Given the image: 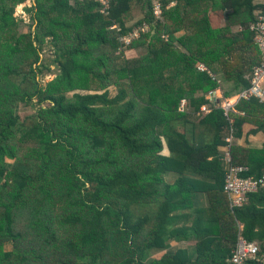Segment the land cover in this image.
Instances as JSON below:
<instances>
[{"label":"trees","instance_id":"1","mask_svg":"<svg viewBox=\"0 0 264 264\" xmlns=\"http://www.w3.org/2000/svg\"><path fill=\"white\" fill-rule=\"evenodd\" d=\"M26 1L0 0V264H230L239 222L243 239L258 242L264 256V189L232 209L218 151L229 145L231 127L236 138L245 125L254 126L252 135L264 131V104L240 102L243 115L232 114L233 124L223 111L201 119L214 132L211 142L190 143L178 128L181 102L198 115L209 93L232 99L250 88L246 76L262 63L250 31L259 9L253 0H161L164 23L156 26L140 0L118 1L109 16L91 3L37 0L26 10L34 31L22 34L14 12ZM171 2L177 5L164 12ZM139 7L153 34L126 49L119 40ZM236 27L243 31L234 34ZM47 40L58 74L44 86L38 75ZM139 48L142 56L127 57ZM32 103V116L14 115L17 104ZM231 157L249 169L244 177L264 176V147L232 146ZM167 171L216 181L200 191L209 212L231 219V248L196 234L194 258L179 250L146 263L149 250L165 247L169 215L191 209L171 204L175 188L189 184L185 199L195 192L185 178L165 185Z\"/></svg>","mask_w":264,"mask_h":264},{"label":"crops","instance_id":"2","mask_svg":"<svg viewBox=\"0 0 264 264\" xmlns=\"http://www.w3.org/2000/svg\"><path fill=\"white\" fill-rule=\"evenodd\" d=\"M253 4L256 7H259L257 10L256 16L258 13H264V0H253ZM175 5H177L176 2H171L168 5H165V11H169L170 9L174 8ZM73 6V5H72ZM146 10L143 11L140 7L137 8L132 15L131 21L126 24L125 29L126 31H129V33L125 36H122L120 38V43L127 42V45H124V48L130 47L134 42L141 39V37L146 35H152L153 30L149 26V24L144 22ZM138 19V20H137ZM137 20L135 23H137L134 27L132 25V22ZM164 20V16H163ZM213 20L217 22V19L215 16H213ZM222 26L225 24L224 20H221ZM164 23V22H163ZM142 25L147 26V32H145L142 29ZM116 28L117 32L119 31V28ZM243 29L241 27H236L233 29L234 34H239L242 32ZM185 35V32H179L174 35L176 39L182 38ZM137 36V38H135ZM167 37V36H165ZM178 44H176L174 47H176ZM178 47V46H177ZM129 54L134 53L128 52ZM129 57V56H128ZM133 58V57H131ZM200 66V65H199ZM205 67V66H204ZM201 73V72H200ZM249 75V74H248ZM247 75V76H248ZM246 76V77H247ZM216 77V76H215ZM219 82L222 83L223 78L222 76L216 77ZM221 91V90H220ZM186 102V101H185ZM186 112L180 113L183 117L181 118L180 122L178 123V128L182 133H185L187 138L189 139L190 143L193 142H202V140H206L207 142H211L214 138V132L209 131L210 128H206L205 126H200L198 124L200 120L204 117H199L197 114L194 113L192 108H189L188 103L186 102ZM240 115H242L240 113ZM234 123V122H233ZM198 124V125H196ZM254 129V126L252 125H245L243 130V135L241 138H236L233 140L232 143H230L228 140L230 139V135L228 138H226V141L229 143V145L225 144L224 146L220 145L218 147L219 151V157L222 162V165L224 167V170L227 168L226 164V158L229 155L231 160V147L232 146H244L246 148L251 149H262L264 147V131L252 135L250 132ZM168 151V149H167ZM165 151V154H169V152ZM163 182L167 186H173L180 178H185L188 182L194 183V189L195 192L193 193L192 199H185L187 198V194H189V191L187 190L189 184H181L179 187L175 188V191L177 195L175 198L171 201L172 205L175 204H182L189 206L191 209H184L179 210L176 212H172L169 215V218L167 220V225L164 228V241H165V247L163 248H152L147 252L146 255V263H149L151 261L159 260L163 255L165 254H174L178 252L179 250H186L188 255L192 258L196 256V245L199 242V239L197 238L196 234H199L200 236H207L209 240H219L221 243V246L223 247H230L232 244V237L234 228L230 221L226 217H224L221 213L216 212H209L208 209L211 207L209 196L206 192L200 191L203 187L206 188V186L209 184H213L216 182L214 179H208L207 177H201L197 174L190 173V172H184V173H178V171H167L162 176ZM217 185V184H216ZM197 187V188H195ZM162 200V197H161ZM231 206V205H230ZM149 209L152 211H155V206H151ZM193 209L200 212L205 211L204 214L198 215L193 212ZM198 217H201L202 220H199ZM238 228L240 230L239 238H243L241 236V232L244 229V225L242 223H238ZM258 243V242H257ZM10 246V249L8 248ZM6 251H12L13 250V244L7 243L5 246Z\"/></svg>","mask_w":264,"mask_h":264},{"label":"built area","instance_id":"3","mask_svg":"<svg viewBox=\"0 0 264 264\" xmlns=\"http://www.w3.org/2000/svg\"><path fill=\"white\" fill-rule=\"evenodd\" d=\"M77 3H91L99 7L100 13L104 16H109L112 6L118 1L122 0H74ZM149 4V8L153 17V21L160 22L163 19V5L161 0H140ZM73 2V4L75 3ZM250 31L254 34V42L259 49L262 56V63L260 66L253 69V71L246 77L250 84V88L240 95L232 98H224L220 89L213 91L207 95L206 100L208 105L202 107L199 112V117H207L215 111H223L225 119L233 124L231 115L240 114L237 111V105L242 102H250L257 100L264 104V13H259L256 16L255 22L251 25ZM137 38V36H135ZM198 71L201 73H208V75L218 84L220 82L212 75L206 67L200 65ZM184 101L180 103L178 112H186V104ZM185 107V110H184ZM243 115V114H242ZM235 139L234 129L231 127V135L228 140L230 143ZM226 177H225V192L229 196L230 205L232 209L240 208L248 203L249 196L264 189V176L256 179L253 177H244L243 174L248 172L247 167L234 166L232 160L228 155L226 158ZM261 248L257 242H248L240 238L236 247L232 252V257L229 259L230 264H249L250 261H261L264 263V256L260 255Z\"/></svg>","mask_w":264,"mask_h":264},{"label":"rangeland","instance_id":"4","mask_svg":"<svg viewBox=\"0 0 264 264\" xmlns=\"http://www.w3.org/2000/svg\"><path fill=\"white\" fill-rule=\"evenodd\" d=\"M36 1L37 0H27L24 5L17 7L15 9L14 17L16 18L17 21H19V22L21 21L19 23V32L22 34H24L25 32H28L29 30L34 31L35 27H32L31 29H29V26L32 25V20H31L30 16L26 13V10H31L35 6ZM72 5H74V4L72 3ZM137 20L132 22L133 27L137 23L140 22V21H138L137 23H135ZM163 22H164L163 19L160 22L154 21L152 23V25L156 26L159 23L163 24ZM141 27L145 32H147L148 29H147L146 25H142ZM162 39H163V41L167 42L168 38L163 37ZM50 41L51 40H47V44L45 46H43L42 50H41V64H40V68H39L40 73L38 75V81H39V83H41L44 86L46 85V83L48 81L54 79L56 77V75L58 74V69H57L56 65H54V63H53L55 60V57L53 55V49H52V46L50 45ZM122 43L124 45H127L126 41L122 42ZM175 49L179 50V47L175 48ZM123 51H124V49H123ZM143 51L144 50L139 48L136 51H134V53H131V54L127 53V51H125V52L127 53L126 54L127 57L129 56L130 58L131 57L139 58L140 56H142ZM108 91H109L110 97H115L117 94V90L115 88H110ZM79 93H81L82 95H86V93H82V92H79ZM184 104H186V102H184ZM184 104L182 103V106H184ZM37 108L38 107L34 103H32V104H17L14 108V115L16 117H18L20 120H23L26 117L32 116L36 112ZM184 110H185V107H184ZM8 248L10 249V246H8Z\"/></svg>","mask_w":264,"mask_h":264}]
</instances>
